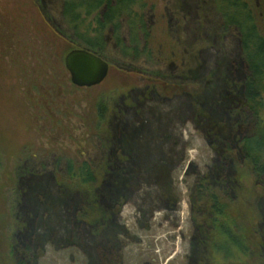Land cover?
Instances as JSON below:
<instances>
[{
  "label": "rangeland",
  "instance_id": "1",
  "mask_svg": "<svg viewBox=\"0 0 264 264\" xmlns=\"http://www.w3.org/2000/svg\"><path fill=\"white\" fill-rule=\"evenodd\" d=\"M62 2L0 0V264H16L13 246H30L31 264H264V180L236 144L244 62L214 0H147L153 60L126 61L108 38L94 88L66 68L86 49ZM250 2L264 33V0ZM71 161L90 162L98 184L78 189ZM199 175L227 205L210 238ZM222 226L244 251L225 253Z\"/></svg>",
  "mask_w": 264,
  "mask_h": 264
},
{
  "label": "trees",
  "instance_id": "2",
  "mask_svg": "<svg viewBox=\"0 0 264 264\" xmlns=\"http://www.w3.org/2000/svg\"><path fill=\"white\" fill-rule=\"evenodd\" d=\"M214 7L222 28L225 31H234L244 62V78L240 86L236 87V92L237 103L242 105L246 112L238 115L239 124L243 125L242 129L244 126L247 127V130L236 142L237 150L242 165L250 168L257 181H263L264 33L250 0H214ZM150 13L147 0H63L62 2V20L68 31L81 40L83 49L103 59L109 38L126 61L151 62L153 57L149 47L152 30L148 24ZM98 112L102 123H106L108 106L100 105ZM66 172L68 180L70 179V182L84 192H88L89 187L98 184V173L90 162H84L79 168L73 161L67 162ZM194 198L204 209L206 218L204 222L208 226L210 238L225 215L227 205L221 203L212 181L207 176H198L194 187ZM85 217L86 214L82 215L83 219ZM219 233L226 239L224 251L227 255L234 256V248L244 251V244L241 241L244 238L226 227H223ZM198 245L200 252L201 248L208 247L209 239L206 246L205 240L202 241V237H199ZM21 252L23 255L16 246L11 249L16 264H31V247L25 246Z\"/></svg>",
  "mask_w": 264,
  "mask_h": 264
},
{
  "label": "water",
  "instance_id": "3",
  "mask_svg": "<svg viewBox=\"0 0 264 264\" xmlns=\"http://www.w3.org/2000/svg\"><path fill=\"white\" fill-rule=\"evenodd\" d=\"M66 68L72 83L79 88H94L108 77L110 65L87 50H74L66 58Z\"/></svg>",
  "mask_w": 264,
  "mask_h": 264
}]
</instances>
